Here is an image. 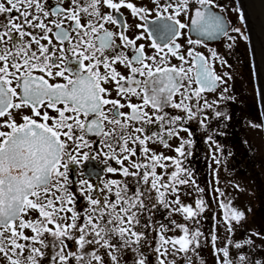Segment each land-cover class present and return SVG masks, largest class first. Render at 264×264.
I'll return each mask as SVG.
<instances>
[{
  "label": "snow or ice",
  "instance_id": "6c2138e0",
  "mask_svg": "<svg viewBox=\"0 0 264 264\" xmlns=\"http://www.w3.org/2000/svg\"><path fill=\"white\" fill-rule=\"evenodd\" d=\"M153 3L156 19L146 31L164 43L154 38L150 47L156 54L148 55L144 44L137 45L144 35L129 38L127 23L114 15L121 8L141 20L151 14L152 10L130 0H67L66 6L65 0H0V257L7 264H41L50 247L58 249L50 264H81L85 256V264H107L105 257L111 264H123L125 249L137 254L135 264H146L140 247L142 241L148 243V237L138 226L157 232L154 252L159 264H168L170 250L186 254L199 246L202 233H190L175 220L169 221L172 228L165 224L153 228L150 217L141 225V218L156 203L182 213L185 219L196 217L204 207L202 199L196 202L197 210L181 204L178 186L190 182L180 175L186 172L181 160L157 154L148 144L170 147L165 136L179 135L175 127L166 125L185 118L169 117L165 107L180 109L191 119L194 113L189 102L193 97L198 103L202 93L214 91L218 82H224L201 53L190 49L191 63L179 54L180 45L175 41L180 30L191 26L201 36L227 35L226 21L212 11L213 0H196L202 7L193 5L194 18L189 23L178 19L190 11L189 0ZM102 7L111 11L102 12ZM235 10L243 21V13ZM109 24L124 31H112L106 27ZM170 56L181 65L171 64ZM117 64L128 74L118 71ZM178 95L179 102L175 99ZM132 97L140 103L132 102ZM204 106L212 107L206 100ZM25 109L30 114H23ZM14 113L20 114L22 122ZM153 124L160 131L148 127ZM191 143L182 140L175 151L184 157L185 145ZM94 144L95 153L90 154L86 149H93ZM138 149L143 160L133 159ZM97 157H103L105 164L115 161L120 167L108 165L106 171L119 172L126 179L107 180L103 187L80 180L78 191L82 196L88 193L87 207L77 211L76 195L69 188L70 165L83 163L87 168V162ZM169 160L175 164L170 174L164 163ZM158 167L165 171L158 174ZM166 194L175 199L168 200ZM221 206L226 221L243 219V212ZM177 228L182 235H165ZM215 239L213 236V242ZM69 242L75 251L69 250ZM234 246L242 247L240 243ZM86 248L91 250L85 252ZM101 249L103 254H99ZM220 251L229 256L227 247ZM245 259L240 255L239 264ZM224 264L233 262L226 259Z\"/></svg>",
  "mask_w": 264,
  "mask_h": 264
},
{
  "label": "flooded vegetation",
  "instance_id": "af4514ba",
  "mask_svg": "<svg viewBox=\"0 0 264 264\" xmlns=\"http://www.w3.org/2000/svg\"><path fill=\"white\" fill-rule=\"evenodd\" d=\"M54 3L55 0H52ZM130 2L134 3L137 7H144L148 8L151 11V14L147 16L145 20H141L138 17L132 15L131 10L127 8H121L120 13H114V15L117 16L121 22L127 23V31L126 34L129 36V38H135L137 35H144V39L138 40L137 45L144 44L145 45V51L148 55H154L156 54V49H153L150 47L152 40L155 38L157 39V43L163 44L164 41L160 40L158 37L155 36H149L147 30H151L153 27L152 21L156 19V12H155V4L153 3V0H130ZM175 2V0H173ZM160 3H165V0H160ZM67 5V0H65V6ZM195 5V8H201L202 6L196 3V0H189V9L186 14L182 13L178 19H180L181 23H189V20L191 18H194V12L195 8L193 7ZM212 11L216 12L218 15L225 18L226 21V28H227V35L224 34H218L214 37H207V36H201L196 31L192 29L191 26L186 27L184 29H181V35L176 38V43L180 45L179 54L184 55L185 59L189 60V63H191V58L188 57L187 53L190 49H194L196 53H201L204 57L208 59L209 64L212 66L214 72L216 75L220 76L223 80V72H254V68L246 69L243 67H239L240 65H244L245 61V54L248 51L249 56L252 60L250 45H249V39L246 35V45H247V51L243 47V40L245 38H239L237 37V34L235 31H232V29H237L239 25H242L244 30L246 31L244 20L241 21L239 18V12L235 9L240 7L238 5L237 0H213V4L211 5ZM102 12H108L111 11L110 9H107L106 7L101 8ZM171 11V9H170ZM241 12V10H240ZM15 15V13H13ZM85 19H88V17H85ZM137 25H144L142 28H138ZM110 30L112 31H124L123 27H117L114 25H106ZM243 37V36H242ZM189 40L196 41L200 40L201 43H189ZM117 43H120L119 39H117ZM241 43V45H239ZM35 47V46H34ZM125 51H128L127 49ZM213 52L216 54L215 57H213ZM171 64H174L176 66L181 65V61L177 59L176 57H171ZM185 67H188V65H184ZM117 70L121 71L122 74L127 75L128 71L127 69L123 68L122 65L117 64L116 65ZM252 67H253V61H252ZM103 71V69H101ZM223 82H218L217 87L214 91H206L202 93L201 98H199V102L197 103V98L193 97V99L189 102V106L192 109V112L194 113L193 117L191 119H188V114L186 112L181 111L180 109L172 108V107H165L164 112L169 114V117L171 116H182L185 119L182 121L177 122L176 125H166V127H175L179 135L178 136H172L171 138H168L165 136V139L167 140L168 144L173 140H177L179 142V146L181 145L182 140H191V145H185V153L186 155L183 157V168L186 170H190L192 173L191 176L193 178L189 179V183L185 185L178 186L179 189L185 188V187H198V184L200 182H204L202 177L205 176V173L207 172V178H209L211 174L210 166L206 164V160L203 157L202 149L204 147V142L208 141L213 144V146H217V141H220L221 138L227 137L230 135H226V133L222 134V117L220 112V91H222L223 88ZM197 85L195 83L192 84V88L195 89ZM232 91V87L228 89L227 91ZM234 92H237L235 90ZM113 97H116L115 92H113ZM132 102L134 103H140V100H138L136 97H132ZM176 101L179 102L181 97L178 95L175 97ZM230 99V97H229ZM205 100L208 102V104L212 105V107H205ZM124 111H128V109H124ZM151 112L152 109H149ZM240 111V110H239ZM217 113H220V115H217ZM23 114H30V110L25 109L23 110ZM15 118L18 122H22L20 119V114L14 113ZM6 119V118H5ZM240 120V119H239ZM233 121V120H232ZM153 131H160L159 126L156 124H153L151 126H148ZM182 129H188V131H184ZM7 130V129H3ZM232 136H230L231 139ZM98 142V138H92ZM131 146V145H130ZM163 149H168L169 147H164L162 143H149L148 147L153 150V152L160 154L158 147ZM219 146V143H218ZM102 147V146H101ZM96 150V145H93V149H86V151H89L90 154H94ZM104 151H107V149H104ZM190 153V154H189ZM170 157V154H168ZM172 157V156H171ZM133 159L143 160V157L139 153L138 149V155L137 157H133ZM103 157H97L94 160H90L87 162V168H85V165L82 163L81 165H70V170L68 173L69 177V188L70 191L75 193L76 195V208L77 211L82 210L83 208L87 207V200L85 197L88 195L86 192L83 196L80 195L78 188L79 184L78 182L80 180L87 179L89 183L93 184L94 186L103 187V182L110 180V179H116V180H125L122 175L118 173L112 174L108 173L106 171V167L108 165H111L112 167L119 168L120 165L116 164L115 161H108V164H105L103 162ZM210 160V159H209ZM170 165L171 170L169 168L166 169L167 173H171L172 170L174 171L173 163H171V160L164 161V163ZM127 161H125V166H127ZM215 167H219L220 164L218 161L214 162ZM89 171H91V175L89 174ZM165 171V169L157 168V173L159 174ZM216 171V169H215ZM204 174V175H203ZM215 181L218 180V173H214L213 175ZM189 177V176H187ZM165 181L169 179L168 176L164 177ZM128 182L132 181V178H127ZM194 181V183H193ZM209 184L210 180L208 181ZM131 186V185H130ZM134 187V186H132ZM184 190V189H182ZM179 196L183 193V191H179ZM203 195H205V191L201 192ZM93 197L95 198V193H92ZM152 195V202L155 201L156 193H151ZM200 196V195H199ZM166 198L168 200H174L175 196L166 194ZM204 201V205H210L209 197L203 196L202 197ZM180 202L182 200L180 199ZM182 204V203H181ZM172 207H177L176 205H172ZM207 207V206H206ZM218 207V212H220V206ZM207 208L204 209L206 211ZM177 215V219L179 220L178 224L181 222H185L184 215L179 212H172L171 209L165 208L163 205L156 203L155 208H151L149 212L145 213L144 217L141 218V225L144 224L145 219L149 218L152 221L153 228H156L159 224H165L169 228H172V225L169 224V221L172 217H175ZM220 215V214H219ZM35 214H33V217ZM213 226L212 229L215 230L216 221L211 224ZM138 230L144 231L145 235L148 237V243L145 244L144 241L141 242L140 252H143L146 254V264H159V260L157 259V254L154 252V248L156 246V241L158 240L157 232L156 231H149L148 229H143L138 226ZM179 228L175 229V232H179ZM172 231H168L165 233L166 236H169L168 234ZM179 235V234H178ZM177 235V236H178ZM180 236V235H179ZM136 247V246H134ZM58 249H51V247L46 251V255L41 261V264H50L51 256L54 254V252ZM69 250L75 251V246L72 245L71 242H69ZM90 248H86L84 251L88 252L90 251ZM134 254L133 257H127L126 253ZM104 250L101 249L99 254H103ZM188 253L183 252H177L175 254L169 253V256L167 257L168 264H171V262H175V264H196L194 260H190ZM163 258V257H161ZM2 257H0L1 262ZM138 259V256L136 253L132 252L130 249H125L122 256V262L123 264H135V260ZM88 260V257H84V261L81 262V264H85V262ZM105 260L107 264H111L108 257H105ZM7 262V261H6ZM3 264V262H2ZM69 264H75V261H70Z\"/></svg>",
  "mask_w": 264,
  "mask_h": 264
},
{
  "label": "rangeland",
  "instance_id": "374dc122",
  "mask_svg": "<svg viewBox=\"0 0 264 264\" xmlns=\"http://www.w3.org/2000/svg\"><path fill=\"white\" fill-rule=\"evenodd\" d=\"M237 27L240 30L235 31L238 33L237 37L245 38L247 33L242 25ZM243 47L247 51L246 38L243 40ZM239 67L253 68L248 51L245 54L244 65ZM223 81V88L220 91L222 134L226 133L232 137L221 138L215 147L211 142L205 141L202 154L207 166H210V177L207 178L206 172L202 177L205 179L204 182H200L198 187L179 189L180 192L183 191L179 196L181 203L191 206L194 210H197V200H201L203 196L209 197L210 202L207 207L204 205L203 211H200L196 217L180 223L187 226L190 233L195 230L202 233L199 237V246H193L194 250H190L186 256L196 264H224L226 259L232 260L233 264H239L240 255L246 257L244 264H257V261L264 264V209H261L264 208V119L257 96L255 74L254 72H223ZM230 87L232 91H227ZM235 90L237 92H234ZM178 147H180L179 142L173 140L167 150H162L160 146L158 149L164 156L170 154V157L181 160L183 167V157L175 151ZM215 161H218L219 167L214 166ZM166 165L171 170L168 162ZM173 166L175 170L174 163ZM216 172L219 181H215L211 176ZM188 173L192 172L187 170V173L180 175L185 179L193 178L192 174L189 176ZM209 180L211 184L208 183ZM198 189H203L206 194L203 195ZM222 203L229 205L230 209L243 212V219L239 222L226 221ZM217 206H220V212ZM176 219L177 215L171 218L178 224L179 220ZM214 220L215 230L211 225ZM178 234L182 235L181 230L178 233L174 230L168 235L176 237ZM213 236L216 237L214 242ZM248 241L251 243H247ZM236 243H240L242 247L236 248L234 246ZM225 247L229 251L227 258L220 251ZM133 255L126 253L129 258ZM2 262L7 264L3 258L0 264Z\"/></svg>",
  "mask_w": 264,
  "mask_h": 264
},
{
  "label": "water",
  "instance_id": "95a60500",
  "mask_svg": "<svg viewBox=\"0 0 264 264\" xmlns=\"http://www.w3.org/2000/svg\"><path fill=\"white\" fill-rule=\"evenodd\" d=\"M252 55L257 96L264 119V0H237Z\"/></svg>",
  "mask_w": 264,
  "mask_h": 264
},
{
  "label": "trees",
  "instance_id": "16d2710c",
  "mask_svg": "<svg viewBox=\"0 0 264 264\" xmlns=\"http://www.w3.org/2000/svg\"><path fill=\"white\" fill-rule=\"evenodd\" d=\"M261 209H264V208H261Z\"/></svg>",
  "mask_w": 264,
  "mask_h": 264
}]
</instances>
